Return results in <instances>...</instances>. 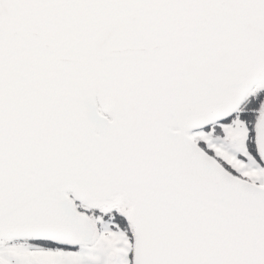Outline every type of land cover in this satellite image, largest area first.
<instances>
[{"label": "snow or ice", "instance_id": "obj_1", "mask_svg": "<svg viewBox=\"0 0 264 264\" xmlns=\"http://www.w3.org/2000/svg\"><path fill=\"white\" fill-rule=\"evenodd\" d=\"M0 264H264V0H0Z\"/></svg>", "mask_w": 264, "mask_h": 264}]
</instances>
